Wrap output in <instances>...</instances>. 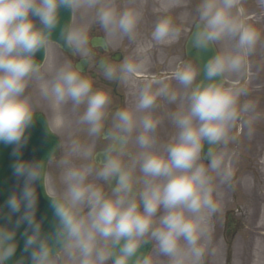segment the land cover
<instances>
[{
	"label": "clouds",
	"instance_id": "1",
	"mask_svg": "<svg viewBox=\"0 0 264 264\" xmlns=\"http://www.w3.org/2000/svg\"><path fill=\"white\" fill-rule=\"evenodd\" d=\"M260 2L264 4V0ZM98 3L99 0H0V142L15 144L17 148L25 142V131L35 113L25 91L33 79L43 80L41 95L55 105L69 101L75 107L85 105L79 123L88 126L89 134L101 133L110 102L108 95L93 91L92 82L71 64L59 67L52 79L44 80L42 63L35 58L41 50L46 53L52 33L59 24L61 8L72 12L96 8V21L110 36L120 33L131 38L140 13L131 9L118 12L110 4L97 8ZM238 3L239 0H202L196 23L197 47L215 46L218 41L230 39L235 41V52L217 53L207 62L204 71L209 82L206 84L200 81L193 86L200 68L196 70L185 64L174 70L176 81L190 91L182 97L186 106L173 114L179 132L174 143L167 146L166 155L148 150L155 143L150 133L158 123L150 115L137 118L127 109L115 113L116 139L124 140L125 134L141 129L136 141L145 151L140 153L137 163L146 179L139 201L120 161L108 155L97 175L109 182L118 177L112 188L114 198H108L100 189L85 184L90 169L67 171V204L53 197L52 204L59 218L55 239L74 262L106 264L111 260L112 264H129L142 238L150 236L159 252L169 257L170 264H201L205 251L202 241L208 232L204 212L217 211L211 188L214 177L209 172L217 173L225 181L231 175L222 171V161L211 151L205 167L201 163L204 161L202 149L206 141L210 145L226 142L230 129L241 118V112L248 110L247 104L239 110L237 108L239 97L245 90L225 88L222 82L225 73L240 71L259 38L256 29L238 23L233 17L232 10ZM60 35L68 47L87 57L90 41L85 29L64 27ZM178 37L179 29L168 19L158 22L152 33L156 42H172ZM141 67L130 62L123 63L119 69L102 64V71L108 79L118 75L125 78ZM160 96L171 102L178 98L167 85L153 91L152 85L148 84L139 92L136 110L152 108ZM13 168L15 175L24 177L25 183L19 195L13 194L9 198L8 207L13 213L19 212L22 206L25 209L18 223L27 221L32 228V234L25 242V251L31 250L32 264H49L52 249L48 240L41 238L40 225L35 221L37 196L33 187L35 181L44 177V164L17 161ZM84 203L88 207L87 219L72 211ZM161 209L163 215L154 221L153 217ZM14 236V230L0 226V264H5L14 255ZM101 241L110 243L111 247L107 250L100 247ZM137 261L138 258L135 264Z\"/></svg>",
	"mask_w": 264,
	"mask_h": 264
},
{
	"label": "rangeland",
	"instance_id": "2",
	"mask_svg": "<svg viewBox=\"0 0 264 264\" xmlns=\"http://www.w3.org/2000/svg\"><path fill=\"white\" fill-rule=\"evenodd\" d=\"M201 3L202 0H172L168 3L161 0H148L145 8L140 6L139 11L137 0H99L97 8L110 4L118 12L131 9L140 13L138 24L131 38L120 33L110 36L101 25L97 28L98 34L105 35L114 52H124L123 62L120 65L115 63L113 67L119 69L125 62L141 65L140 70L134 73L141 78L156 76L159 73H174L178 66L185 64H190L196 69L194 63L184 59V40L199 20ZM139 4H141V0H139ZM150 11L153 15H150ZM232 14L238 23L244 22L245 26L256 29L259 38L252 52L245 58L240 71L224 75L226 88L245 90V93L239 97L238 110L245 104L249 107L246 112H242V117L230 129L228 140L221 142L222 148L216 156L222 161V171L231 174L230 179L225 181L217 173L209 172L214 177L211 188L217 211L208 213L205 210L204 212L205 218L207 217L204 223L208 232L207 237L202 241L205 251L201 264H226L228 254H230L232 264H264V4L260 0H239L237 6L232 10ZM168 16L172 17L173 27L179 29V37L172 42H156L152 38L154 28L158 22ZM95 23L96 8L74 10L72 29L83 28L90 38L91 29ZM234 45L235 41L230 39L216 42L220 55L234 54ZM47 49L48 57L41 69L44 80L52 79L55 70L66 64H71L75 69L74 60L64 56L57 47L50 44ZM78 53L79 57L85 56L81 51ZM105 81H107L106 76L103 74L100 80L92 82L93 91L104 92V86H107ZM169 81L173 83L172 87L178 83L176 80ZM42 83L43 80L33 79L29 83L25 95L30 98L33 111L46 114L54 130L63 141L61 155L49 166L47 175L49 192L54 196L65 198L68 187L65 181L67 171L73 168H87L90 169V173L85 184L95 186L104 194L106 192L105 182L97 175L100 168L95 165L93 159L94 151L101 147L99 138L105 129L104 121L100 134H89L88 126L79 123V117L83 114L85 105L75 107L71 101L55 105L41 95ZM148 84L150 83L133 75L123 78L119 90L124 98L121 100L122 104L119 109L133 111L137 118L149 115L150 109L143 110L141 115L136 110L139 98L137 92L140 87L143 89ZM161 86L159 84L152 85V90L155 91ZM179 87L182 85L179 84ZM111 91L112 89L105 90V92ZM181 91L185 92L183 89ZM172 92H175L178 97L179 93L176 89H173ZM110 105L111 102H109L106 112L110 109ZM166 106L167 103L163 108ZM169 106L172 108L173 115L177 107L181 110V107H185L186 104L184 106L181 104V95H179L175 102L169 103ZM132 137L131 146L133 145L138 150V154L145 151L138 145L134 132ZM74 148L77 150L73 151ZM148 150L151 151V149ZM205 167L207 166L205 165ZM132 172L142 182L143 173L138 175L134 167ZM86 208L87 204L84 203L75 210L81 212ZM160 211V215H163V209ZM230 211L235 213L238 231L226 238L228 227L225 220L226 214ZM84 219H87V215ZM151 240L153 250L148 264H170L169 257L161 254L155 240ZM99 246L107 250L110 243L101 241ZM49 264H78V261L71 260L65 250ZM106 264H111V260H108Z\"/></svg>",
	"mask_w": 264,
	"mask_h": 264
},
{
	"label": "water",
	"instance_id": "3",
	"mask_svg": "<svg viewBox=\"0 0 264 264\" xmlns=\"http://www.w3.org/2000/svg\"><path fill=\"white\" fill-rule=\"evenodd\" d=\"M72 20V11L70 9H60V19L57 28L53 31L51 39L54 42L60 44V46L73 53L70 47L61 38V30L70 27ZM198 31L195 30L193 36L188 43V55L196 61L199 72V81H203L205 84L209 82L204 67L207 62L217 54L214 45H209L206 48L197 47L195 42V34ZM37 62L43 63L45 59V53L43 50L36 53ZM214 79L219 80L220 77ZM220 83V81H216ZM224 80L222 82V86ZM25 142L17 148L15 144H6L0 142V226H4L9 230H14L15 236L13 240L16 244V251L13 256L5 261V264H32L31 250L25 251V242L29 235L32 234V228L27 221L18 223L20 217L24 214V207H21L19 212L13 213L8 207L7 201L13 195H19L24 187V177H18L14 173L13 165L17 161H25L30 163L42 162L44 164L43 175L41 179L33 183L35 188L37 202L35 207V221L40 225V236L46 238L52 249V256L58 254L62 250V245L57 243L55 234L57 232L59 218L55 215V210L52 204L53 199L50 198L46 192L45 179L49 162L52 158L59 155L60 143L59 140L52 134L48 126L47 121L41 114H34L33 121L25 131ZM216 145L208 146V149L213 153L216 150ZM16 152L17 154H14ZM209 157L207 155L206 160ZM102 155L97 156V163L101 164ZM118 178V177H117ZM117 181V180H116ZM66 205L60 199H56ZM119 246H117L118 248ZM151 244L145 242L137 253L130 258L129 264H135L138 258L137 264H144L147 254L150 250ZM51 256V257H52ZM114 260L115 257H112Z\"/></svg>",
	"mask_w": 264,
	"mask_h": 264
},
{
	"label": "bare ground",
	"instance_id": "4",
	"mask_svg": "<svg viewBox=\"0 0 264 264\" xmlns=\"http://www.w3.org/2000/svg\"><path fill=\"white\" fill-rule=\"evenodd\" d=\"M156 1H159V0H156ZM163 1L164 3H168V2H171L172 0H161ZM146 3V0H143V3H141V5L143 6V4ZM137 9L140 10V5H137ZM150 15H151V12H150Z\"/></svg>",
	"mask_w": 264,
	"mask_h": 264
},
{
	"label": "flooded vegetation",
	"instance_id": "5",
	"mask_svg": "<svg viewBox=\"0 0 264 264\" xmlns=\"http://www.w3.org/2000/svg\"><path fill=\"white\" fill-rule=\"evenodd\" d=\"M118 95H119V93H118ZM118 95H117V96H118ZM138 95H139V94H138ZM113 96H115V97H116V95H113ZM132 187H133V188H136V187H137V185H132ZM107 191H108V189H107ZM107 191H106V192H107ZM106 192H105V193H106ZM105 193H104V194H105ZM139 193H140V191H139ZM111 198H114V197H113V195L111 196Z\"/></svg>",
	"mask_w": 264,
	"mask_h": 264
}]
</instances>
